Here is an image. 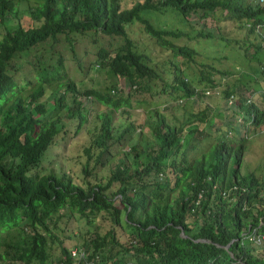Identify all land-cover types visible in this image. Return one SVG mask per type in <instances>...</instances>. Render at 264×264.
<instances>
[{"label": "trees", "instance_id": "trees-1", "mask_svg": "<svg viewBox=\"0 0 264 264\" xmlns=\"http://www.w3.org/2000/svg\"><path fill=\"white\" fill-rule=\"evenodd\" d=\"M21 1L0 0V264H264V168L242 171L264 125L252 98L260 88L264 100V0ZM87 35L85 64L75 42ZM66 52L111 83L82 88ZM220 54L241 77L218 91L228 108L216 124L208 102L186 101L204 102L234 71L215 66ZM94 101L104 108L81 181L44 170L57 135L80 131ZM154 101L175 103L131 118ZM117 111L126 115L113 123ZM65 215L112 224L76 241L56 232Z\"/></svg>", "mask_w": 264, "mask_h": 264}, {"label": "rangeland", "instance_id": "rangeland-1", "mask_svg": "<svg viewBox=\"0 0 264 264\" xmlns=\"http://www.w3.org/2000/svg\"><path fill=\"white\" fill-rule=\"evenodd\" d=\"M132 0H123L124 5L131 4ZM21 8H24L27 6V2L25 0H22L19 4ZM25 20V19H22ZM212 17L209 16L208 21H212ZM17 21V18L14 19V22ZM228 27H230V23L227 24ZM134 32L132 33L135 35L136 38H144L143 34L140 32V28L136 25L133 26ZM92 36L93 35H87L79 37V39L75 42V48L76 52L82 59V61L85 64L89 63V60L93 57L92 53ZM104 41H108V38H105ZM148 45V44H147ZM151 46V45H149ZM224 54H220V58L216 59L218 61H213L216 63L215 66L220 68H229L232 71L231 73L224 74L220 77L222 84L216 88V92L213 94H210L209 96L203 97V101L199 98L197 101L199 104L194 103L192 100L186 101L187 107H191L192 110H196L199 108V105L202 106L204 103L210 104L213 107V118L214 121L217 123L220 122V120H223L225 118V115L227 114L225 108H228V105L226 104L225 98L221 96V93L218 92L222 88L227 87L229 84H231L233 81H236L238 78L241 77L240 72L236 70V68L240 69V67L234 66V58L223 56ZM67 57V63H70L71 71L73 75L76 77L77 80L81 79L82 82L80 85L82 88L85 86L95 85L96 87H99L101 89H105V87L111 83V77L107 75L104 70H97L89 68V70L85 73L81 69L77 67L75 64V59L70 58L71 55L69 52H66ZM201 59V58H200ZM23 62V61H22ZM28 63H25L22 67L23 70H27ZM21 65V63H19ZM194 66V65H193ZM192 66V67H193ZM29 70V69H28ZM220 76V75H219ZM123 83V80H120ZM242 92L246 93L247 91L252 90V88L248 87V90L245 89L244 86H241L240 89ZM50 90L47 89L46 94H48ZM262 92L263 90L258 88L254 92H252V98L256 99L259 104L264 106V100L262 99ZM82 98L85 99L84 96ZM85 102L90 103V100L85 99ZM185 102V100H184ZM262 102V103H261ZM175 102H170L166 105V103L162 102H150V103H144L142 105H135V107L132 109L131 118L135 119L136 122H143L146 120V110L148 106H151L153 104H156L157 108L160 110H163L164 106L172 105ZM90 107V114H89V120L87 123L83 126V128L80 129L77 133H74V125L70 124L69 129L66 133L61 132L57 135L55 142L49 147L43 157L42 160V166H44V170L46 169H53L54 171H65L66 173H70L72 177L75 180L81 181L82 179V173L81 168L82 164L85 161V155L83 153V148L86 146L93 134L96 121L98 122V118L95 117V114L97 111H100L104 108V105L101 103L94 101L89 105ZM264 108V107H263ZM217 109L222 110L220 111V115L217 114ZM184 110V108H181L179 111L180 113ZM169 111V110H168ZM126 114H121L119 111L115 112L113 123L118 122V117L122 116L125 117ZM227 116V115H226ZM62 117H64L62 115ZM144 130H146V126H143ZM262 128L261 131H259ZM261 128L256 129V134L251 133L248 137V141L246 142V147L248 148L247 151L245 149V156L243 157V164H242V171H248L250 168H256L260 163L262 164V167L264 168V125L261 126ZM249 133V132H248ZM205 147V146H204ZM118 148V146H114V149ZM124 148H127L126 145H124ZM258 161V162H257ZM107 166L104 165V168L100 172H104L106 170ZM252 169V170H254ZM72 217L63 216L62 227H65L67 225V228H64V231L56 230L58 235L61 237L64 236L67 232H70L73 235V239L77 241V239L80 237V235H86L89 234V231L87 230L90 228L91 230H94L95 227L98 228L101 232L105 231L112 223L107 217H101L98 216L94 224H86L84 220L81 221H73ZM58 239L55 240L53 243L54 246L58 245ZM66 243L69 245V241L66 240ZM54 250L58 251L57 248H54Z\"/></svg>", "mask_w": 264, "mask_h": 264}, {"label": "built area", "instance_id": "built-area-1", "mask_svg": "<svg viewBox=\"0 0 264 264\" xmlns=\"http://www.w3.org/2000/svg\"><path fill=\"white\" fill-rule=\"evenodd\" d=\"M262 237L264 238V235H262Z\"/></svg>", "mask_w": 264, "mask_h": 264}]
</instances>
